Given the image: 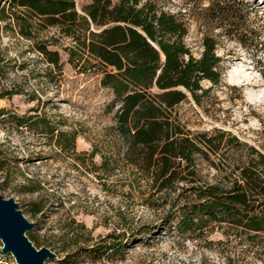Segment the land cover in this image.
Returning a JSON list of instances; mask_svg holds the SVG:
<instances>
[{
  "label": "rangeland",
  "instance_id": "1",
  "mask_svg": "<svg viewBox=\"0 0 264 264\" xmlns=\"http://www.w3.org/2000/svg\"><path fill=\"white\" fill-rule=\"evenodd\" d=\"M75 1L79 12L92 2ZM139 1L182 20L196 58L205 37L218 42L220 81H203L199 101L188 93L174 109L179 122L194 135L236 137L242 146L231 144L232 167L246 161L250 147L264 154V0H236L243 5L230 26L210 17L208 0ZM34 32V39L0 35V50L17 63L0 83L13 92L0 98V191L34 223L27 233L33 244L56 255L45 264H264L226 225L211 224L203 234L169 223L180 190L163 199L124 168L115 133L121 100L102 86L99 65L72 60L66 48L73 43L56 28ZM42 42L59 52V67L37 50ZM199 173L205 182L220 178L204 161ZM38 203L43 210L34 214ZM2 248L0 239V264H17Z\"/></svg>",
  "mask_w": 264,
  "mask_h": 264
},
{
  "label": "trees",
  "instance_id": "2",
  "mask_svg": "<svg viewBox=\"0 0 264 264\" xmlns=\"http://www.w3.org/2000/svg\"><path fill=\"white\" fill-rule=\"evenodd\" d=\"M208 1L210 17L226 26L243 5L236 0ZM38 28H56L70 39L73 44L66 50L72 60L78 55L79 61L99 65L102 86L121 100L115 133L124 168L163 199L180 190L183 202H173L169 223H176L180 231L203 234L211 224L226 225L263 258L264 154L250 147L246 161L232 167L231 144L242 146L236 137L221 131L194 135L174 114L188 93L199 101L203 81L219 83L222 60L217 40L205 37L203 54L196 58L185 42L186 24L152 2L92 0L79 12L75 0H0V35L10 30L34 39ZM36 48L59 67L58 51L43 42ZM16 65L0 50V83ZM0 91V98L13 94ZM203 161L220 174L217 181L202 180ZM42 210L38 203L32 212Z\"/></svg>",
  "mask_w": 264,
  "mask_h": 264
},
{
  "label": "water",
  "instance_id": "3",
  "mask_svg": "<svg viewBox=\"0 0 264 264\" xmlns=\"http://www.w3.org/2000/svg\"><path fill=\"white\" fill-rule=\"evenodd\" d=\"M34 228L19 209L18 203L0 191V239L4 255L11 254L17 264H45L56 255L47 247L38 249L27 233Z\"/></svg>",
  "mask_w": 264,
  "mask_h": 264
}]
</instances>
